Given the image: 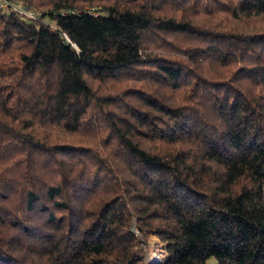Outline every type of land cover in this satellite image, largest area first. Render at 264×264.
<instances>
[{"label":"trees","instance_id":"trees-1","mask_svg":"<svg viewBox=\"0 0 264 264\" xmlns=\"http://www.w3.org/2000/svg\"><path fill=\"white\" fill-rule=\"evenodd\" d=\"M15 1L0 264H264V0Z\"/></svg>","mask_w":264,"mask_h":264},{"label":"rangeland","instance_id":"rangeland-1","mask_svg":"<svg viewBox=\"0 0 264 264\" xmlns=\"http://www.w3.org/2000/svg\"><path fill=\"white\" fill-rule=\"evenodd\" d=\"M148 246H149V253H148L149 264H161L164 261V250L162 249L159 238L152 235L148 241ZM210 262L215 263L216 259L211 258Z\"/></svg>","mask_w":264,"mask_h":264},{"label":"built area","instance_id":"built-area-1","mask_svg":"<svg viewBox=\"0 0 264 264\" xmlns=\"http://www.w3.org/2000/svg\"><path fill=\"white\" fill-rule=\"evenodd\" d=\"M0 9L6 10H15L19 11L20 13L24 14L29 18H35L40 15V12L34 10L33 8L29 7L22 1H15V0H0Z\"/></svg>","mask_w":264,"mask_h":264}]
</instances>
